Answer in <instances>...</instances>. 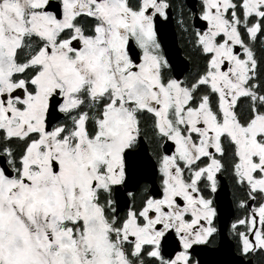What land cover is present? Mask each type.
<instances>
[{
  "label": "snow or ice",
  "instance_id": "1",
  "mask_svg": "<svg viewBox=\"0 0 264 264\" xmlns=\"http://www.w3.org/2000/svg\"><path fill=\"white\" fill-rule=\"evenodd\" d=\"M225 231L264 258V0H0V264H215Z\"/></svg>",
  "mask_w": 264,
  "mask_h": 264
},
{
  "label": "water",
  "instance_id": "2",
  "mask_svg": "<svg viewBox=\"0 0 264 264\" xmlns=\"http://www.w3.org/2000/svg\"><path fill=\"white\" fill-rule=\"evenodd\" d=\"M173 41H175V44H176L175 50L180 51V48L178 47V45L176 43V39H175L174 35H173V38L171 40H169V42L171 43ZM220 203H221L223 215H224L225 219L228 220L232 214V206H231V203L229 201L228 195H227V200H226L224 194L221 193ZM217 247L219 248V251L210 257H206V259H210V260L214 261L215 264H240L239 256L236 255L235 252L233 251L231 241L229 240V238L226 234V231L224 234L223 241L220 242Z\"/></svg>",
  "mask_w": 264,
  "mask_h": 264
},
{
  "label": "flooded vegetation",
  "instance_id": "3",
  "mask_svg": "<svg viewBox=\"0 0 264 264\" xmlns=\"http://www.w3.org/2000/svg\"><path fill=\"white\" fill-rule=\"evenodd\" d=\"M173 35H174V37H175V39H176V43H177L178 47L180 48L179 33L176 31L174 25L172 26V29L169 31L168 39L171 40V39L173 38ZM180 51H181V54H182V50H181V49H180ZM224 183H225V187H224V191H223L222 193L224 194L226 200H227V195H228L229 201H230V203H231V190H230V186H229L227 180H225ZM231 206H232V203H231ZM234 214H235V209H234V207L232 206V214H231V216L229 217L228 220H230L231 217H232ZM226 234H227L229 240L231 241V245H232L233 251L235 252L236 255H238V254L236 253V251H235L234 246H233L234 242L231 240V237H230V235L228 234L227 231H226ZM218 245H219V243H218ZM218 245H217V246H218ZM255 261H256V264H264V258H262V257H260V256H257V257L255 258Z\"/></svg>",
  "mask_w": 264,
  "mask_h": 264
}]
</instances>
